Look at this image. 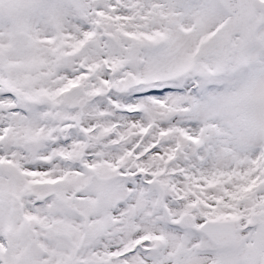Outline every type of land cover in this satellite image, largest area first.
I'll list each match as a JSON object with an SVG mask.
<instances>
[{"label":"snow or ice","instance_id":"1","mask_svg":"<svg viewBox=\"0 0 264 264\" xmlns=\"http://www.w3.org/2000/svg\"><path fill=\"white\" fill-rule=\"evenodd\" d=\"M0 264H264V0H0Z\"/></svg>","mask_w":264,"mask_h":264}]
</instances>
